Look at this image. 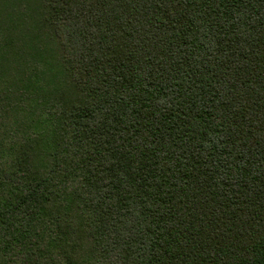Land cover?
<instances>
[{"label":"trees","instance_id":"16d2710c","mask_svg":"<svg viewBox=\"0 0 264 264\" xmlns=\"http://www.w3.org/2000/svg\"><path fill=\"white\" fill-rule=\"evenodd\" d=\"M0 264H264V0H0Z\"/></svg>","mask_w":264,"mask_h":264}]
</instances>
